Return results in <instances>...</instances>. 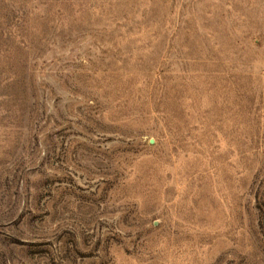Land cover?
Segmentation results:
<instances>
[{
  "label": "rangeland",
  "instance_id": "rangeland-1",
  "mask_svg": "<svg viewBox=\"0 0 264 264\" xmlns=\"http://www.w3.org/2000/svg\"><path fill=\"white\" fill-rule=\"evenodd\" d=\"M0 264H264V0H0Z\"/></svg>",
  "mask_w": 264,
  "mask_h": 264
}]
</instances>
